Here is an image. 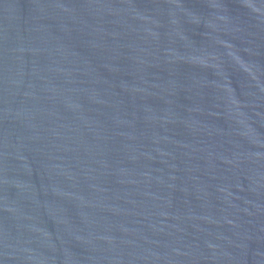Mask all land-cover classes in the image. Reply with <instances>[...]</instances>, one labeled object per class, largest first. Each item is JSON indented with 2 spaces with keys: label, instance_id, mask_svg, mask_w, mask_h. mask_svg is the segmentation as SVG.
Segmentation results:
<instances>
[{
  "label": "water",
  "instance_id": "water-1",
  "mask_svg": "<svg viewBox=\"0 0 264 264\" xmlns=\"http://www.w3.org/2000/svg\"><path fill=\"white\" fill-rule=\"evenodd\" d=\"M0 264H264V0H0Z\"/></svg>",
  "mask_w": 264,
  "mask_h": 264
}]
</instances>
